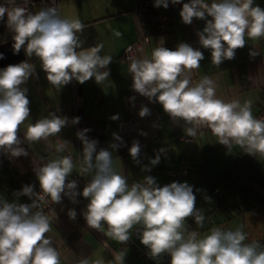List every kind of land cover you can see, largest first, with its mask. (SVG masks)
Listing matches in <instances>:
<instances>
[{
  "label": "clouds",
  "instance_id": "1",
  "mask_svg": "<svg viewBox=\"0 0 264 264\" xmlns=\"http://www.w3.org/2000/svg\"><path fill=\"white\" fill-rule=\"evenodd\" d=\"M169 2L175 5L182 0H154L153 6L167 9ZM253 5L254 0H190L183 3L179 15L186 25L193 18L206 20L203 30L197 32L199 44L210 50L211 63L218 67L235 58L236 50L245 47L246 38H264V9ZM5 14L7 27L14 33L15 52L26 45V54L39 59L47 81L55 89L60 90L73 79L83 84L95 78L101 84L108 78L110 73L106 69L112 56L101 55L102 43L83 47L80 34L85 24L80 19L64 18L56 6L27 12L16 6L15 0L0 4V20ZM114 34L122 36L119 31ZM256 54L250 52L251 56ZM203 59V52L187 43L170 50L161 42L150 58L131 59L128 73L132 76V88L150 102H158L174 122L183 121L187 136L195 138L207 129L229 150L236 146L248 155L264 157V118L253 115L252 101L219 98L215 82L208 76L193 83L192 73L200 68ZM34 73V65L28 62L0 70V151L12 157L28 155L21 147L25 141L30 145L55 137L58 153L64 152L70 143L58 138L69 118L54 113L28 123L24 140L20 139L18 132L30 117L27 88L21 85ZM148 115L149 108L142 106L139 116ZM79 122V117L71 120L73 125ZM89 131L85 128L76 133L82 142L78 173L91 175L82 191V196L89 200L83 212L89 228L126 244L131 231L139 226L140 243L149 250L150 257L157 259L167 253L170 264H264V248L257 241L245 243L247 233L242 226L235 230L213 227L203 235L189 231L188 218H194L199 227L206 219L203 211L196 208L193 187L187 182L161 187L152 176L129 184L122 172L113 167L112 153L104 148L97 151L98 141L88 138ZM113 137L123 143L116 134ZM118 146L110 145L113 149ZM140 151L139 142L134 140L129 149L134 161L139 162ZM159 162V155L150 160L151 165ZM74 168L70 154L51 159L34 169L39 193L34 186L25 185L15 194L29 197L30 204L0 200V264H61L59 251L46 235L52 230V220L43 206L60 203L62 194L76 202L80 195L77 182L68 180ZM142 170L150 171L147 167ZM68 216L75 220L77 213L69 209ZM112 255L114 264H124L126 251H114ZM78 264H89V260L81 259ZM94 264L104 261L98 259Z\"/></svg>",
  "mask_w": 264,
  "mask_h": 264
},
{
  "label": "crops",
  "instance_id": "2",
  "mask_svg": "<svg viewBox=\"0 0 264 264\" xmlns=\"http://www.w3.org/2000/svg\"><path fill=\"white\" fill-rule=\"evenodd\" d=\"M58 2L59 12L64 18H78L85 24V30L80 34L84 42L83 47L102 43L104 47L101 55L112 56V61L106 69L110 74L101 84H98L95 78L83 84L73 79L57 90L47 81L39 59L35 56L29 57L25 51L26 45L22 46L25 55L22 62L33 64L35 73L21 85L27 88L30 117L29 121L21 126L18 135L23 141L24 128L28 123H35L38 119L54 113L69 118V124L61 130L58 138L70 143L65 151L60 153L55 151V137L30 145L26 141L23 142L21 147L28 152L27 156L12 157L0 151V199L24 203L27 196L17 197L15 194L25 185L34 186V191L38 189L39 182L34 171L36 167L51 159L77 154L75 125L71 124L72 118L76 115L84 119V129L91 130L86 133L88 138L98 141L97 151L104 148L112 153L113 167L116 171L122 172L129 184L142 182L144 177L152 176L159 186H165L166 169L178 168L186 154L192 157L191 162H197L195 157L198 156V151L210 144L204 139L209 130L204 129L203 134L198 133L195 138L187 136L190 138V143L183 140L182 136L186 135L184 122H174L158 102H150L147 97L133 90L132 76L128 73L131 59L125 61L121 59V55L128 44L141 37V25L134 12L136 0H58ZM151 3L154 5V0H151ZM257 5L264 9V0H254L253 6ZM43 8L47 6L34 4L29 12H38ZM179 13L180 11L174 13L169 35L160 33L149 38L143 45L142 51L133 58H150L152 50L161 42L170 50H175L180 43H187L204 54L200 68L192 73L193 83L208 76L215 82L216 94L219 98L225 101L239 100L241 103L251 100L253 113L261 109L264 106V38L256 41L246 38L245 47L236 50L235 58L225 60L217 67L211 63L210 50L204 49L199 44L197 32L203 30L206 20L193 18V22L186 25L182 22ZM116 31L121 32L122 36H115ZM12 37H14L12 31L0 34V43ZM252 51L257 54L251 56ZM142 106L149 108L150 115L139 116ZM116 115L118 119H111ZM113 134L119 136L123 143L115 140ZM134 140L140 144V153L145 152L144 160L140 159L139 154V162L134 161L129 153ZM112 144L119 146L113 149L110 147ZM216 145L223 146L220 143ZM79 146L82 148L81 141ZM161 149L164 151H160ZM157 155L160 156V162L151 165L150 160ZM73 160L75 164L73 173H75L78 171L79 161L75 157ZM145 167L150 171H143ZM86 206L75 202L47 213L52 220V230L46 235L52 239L53 246L59 251L61 264H78L81 259H88L89 264H94L98 259L104 261V264L109 262L114 264L113 252L122 250L126 251L124 264H170L171 258L165 260V254L157 259L151 258L148 254L149 250L140 243V238L135 237L133 231L129 240L137 244L136 248L128 244H119L100 231L97 237L75 226L64 229L55 220L64 214L75 224L77 217L75 220L69 219V209L76 211L74 207H81L79 212L83 215ZM63 222L66 223L65 220ZM241 226L247 233L245 243L257 241L264 248V203L245 213L222 220L216 227L235 230ZM210 229L200 234L203 235ZM138 249H143L145 255H138Z\"/></svg>",
  "mask_w": 264,
  "mask_h": 264
},
{
  "label": "trees",
  "instance_id": "3",
  "mask_svg": "<svg viewBox=\"0 0 264 264\" xmlns=\"http://www.w3.org/2000/svg\"><path fill=\"white\" fill-rule=\"evenodd\" d=\"M10 31L7 27V15L5 14L4 19L0 20V34H7ZM260 113H264V106L255 111L253 115L256 117ZM187 142L190 143L189 137ZM220 149H222V146L209 144V146H205L198 151V156L195 157L197 162L189 163L192 157L190 158L186 154L182 158L180 166L176 168L180 169L183 166L186 168L185 174L179 175L176 178V182L184 183V176L188 175L191 166L194 167L196 174L189 185L193 187V192L196 196V208L202 210L206 217L203 227L197 226L194 218H188L186 228L189 231L195 230L201 233L208 228L216 227L222 220L245 213L264 203V157L248 155L243 152V149L236 147L235 154H230V158L227 159L230 162L223 169V165L225 164L219 160L220 158L218 159ZM168 170H173V168H168ZM167 184H169V178L165 185ZM68 204L75 203L66 201L57 207H65ZM74 208L77 213L75 224L68 220L64 214L58 216L55 219L56 222L61 224L64 229L75 226L78 229L81 228L82 231H89L99 237L98 230L87 226L84 216L79 212L81 207ZM126 244L131 247L133 245L137 246L131 240Z\"/></svg>",
  "mask_w": 264,
  "mask_h": 264
},
{
  "label": "built area",
  "instance_id": "4",
  "mask_svg": "<svg viewBox=\"0 0 264 264\" xmlns=\"http://www.w3.org/2000/svg\"><path fill=\"white\" fill-rule=\"evenodd\" d=\"M1 2L5 3V0H2ZM15 2H17V6L24 7L27 12L29 11V8L34 4H44L47 7L56 6L58 7L59 10L58 0H15ZM188 2H190V0H182L180 4H175V5L169 2V7L167 9L165 8L158 9L152 5L151 0H136L134 5V12L139 18L142 29V35L137 41L128 44L124 48L121 55V59L125 61L132 59L135 55H137L141 51L143 45L150 37L159 33L169 32L171 29V23L174 17V13L177 11H181L183 3H188ZM75 117H79V116L76 115ZM79 118H80V122L78 124H75L77 132L83 130L85 124L84 119L81 117ZM256 118H264V113H260L259 115L256 116ZM76 142L78 144V151L76 155H72V156L75 157L78 161H80L82 148L79 146L80 140L77 138V136H76ZM140 159L142 160L145 159L144 151L140 153ZM185 172H186V168L184 166L180 169L165 171L166 175L169 178V184L172 182H176V178H178L179 175L185 174ZM90 179H91V175L80 176L78 171L69 175L68 177L69 181L75 180L77 182L76 191L80 193V195L76 197V203L80 205L81 204L87 205L89 203V200L82 196V191L83 188L87 185V183L90 182ZM40 191H41L40 188H38L35 192L39 193ZM66 201H71V200L67 196H63L62 194V200L60 203L44 205L43 206L44 211L49 214V212L56 209L59 204L65 203ZM31 202L32 201L29 199V197H27V200L24 203L30 204ZM133 232L136 237L138 238L140 237L139 226L134 227ZM139 250H141L140 256L145 254L143 249H139ZM168 258H170V255L166 253L165 260H168Z\"/></svg>",
  "mask_w": 264,
  "mask_h": 264
},
{
  "label": "rangeland",
  "instance_id": "5",
  "mask_svg": "<svg viewBox=\"0 0 264 264\" xmlns=\"http://www.w3.org/2000/svg\"><path fill=\"white\" fill-rule=\"evenodd\" d=\"M2 0H0V4H5V3H2L1 2ZM15 4H16V6H17V2H15ZM32 7V6H31ZM31 7L29 8V11H30V9H31ZM28 11V12H29ZM137 16V15H136ZM137 18H138V16H137ZM138 21H139V18H138ZM139 23H140V21H139ZM172 28V27H171ZM170 32V31H169ZM169 32H163L164 34H168ZM160 34V33H159ZM141 35H142V29H141ZM157 35V34H156ZM169 35V34H168ZM155 36V35H154ZM153 37V36H152ZM151 38V37H150ZM143 49V48H142ZM142 49H141V51H142ZM140 51V52H141ZM139 52V53H140ZM75 132H77L76 131V126H75ZM206 134H208L207 136H205L204 137V139H205V142H207V140L209 141V143L210 144H212V145H216V144H218V142H217V139H216V137H214L212 134H211V132L210 131H208V133H206ZM182 139L183 140H188V137H187V135H184V136H182ZM215 143V144H214ZM216 146H218V145H216ZM238 149H240L239 147H238ZM234 153V152H236V146H233V148L231 149V150H229L226 146H222V149H220L219 150V156H220V159H221V161H222V163L223 164H225V165H223V169L224 168H226V166L229 164V162H230V160L229 161H227V159H229L230 158V154L231 153ZM235 154V153H234ZM227 161V162H226ZM226 162V163H225ZM189 163H191V161L189 160ZM222 169V170H223ZM160 173V172H159ZM162 173V172H161ZM160 173V174H161ZM163 174V173H162ZM165 174V173H164ZM163 174V175H164ZM195 174H196V172H195V170H194V167L193 166H191L190 167V170H189V173H188V175L187 176H184V182H187L188 184H190L192 181H193V177L195 176ZM164 177V176H163ZM165 177H166V183H167V180H168V177H167V175H165ZM164 177V178H165ZM165 183V184H166ZM214 227V226H213ZM213 227H211V228H213ZM133 247L134 248H136L134 245H133ZM140 251L141 250H137V253H138V255H140ZM143 252V251H142ZM144 255V254H143ZM164 257H165V259H166V253H165V255H164ZM171 258V257H170ZM169 259V258H168Z\"/></svg>",
  "mask_w": 264,
  "mask_h": 264
},
{
  "label": "water",
  "instance_id": "6",
  "mask_svg": "<svg viewBox=\"0 0 264 264\" xmlns=\"http://www.w3.org/2000/svg\"><path fill=\"white\" fill-rule=\"evenodd\" d=\"M13 37L0 43V70L5 69L9 65H17L24 61L25 55L22 49L17 53L14 50ZM169 49V47H167Z\"/></svg>",
  "mask_w": 264,
  "mask_h": 264
}]
</instances>
